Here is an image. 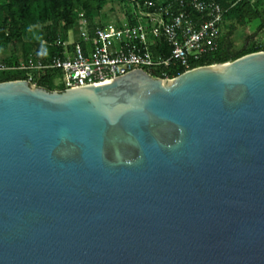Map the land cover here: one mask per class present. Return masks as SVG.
I'll use <instances>...</instances> for the list:
<instances>
[{
    "label": "water",
    "instance_id": "1",
    "mask_svg": "<svg viewBox=\"0 0 264 264\" xmlns=\"http://www.w3.org/2000/svg\"><path fill=\"white\" fill-rule=\"evenodd\" d=\"M0 264H264V52L1 82Z\"/></svg>",
    "mask_w": 264,
    "mask_h": 264
},
{
    "label": "built area",
    "instance_id": "2",
    "mask_svg": "<svg viewBox=\"0 0 264 264\" xmlns=\"http://www.w3.org/2000/svg\"><path fill=\"white\" fill-rule=\"evenodd\" d=\"M225 12L213 0L131 1L128 7L114 3L100 12V21L91 28L83 19L76 41H55L59 56L0 62V83L18 73L36 88L41 76L53 73L52 83L56 78L63 82L61 91L78 90L109 84L135 70L173 80L218 52Z\"/></svg>",
    "mask_w": 264,
    "mask_h": 264
},
{
    "label": "trees",
    "instance_id": "3",
    "mask_svg": "<svg viewBox=\"0 0 264 264\" xmlns=\"http://www.w3.org/2000/svg\"><path fill=\"white\" fill-rule=\"evenodd\" d=\"M141 2L144 1H167V0H0V50L5 51L11 43H20L23 35L27 30L26 16H28V9L32 6L36 11L39 12L41 17L45 18L49 13V19L54 23L55 30L52 32L51 40L49 37H44L41 33H38L37 42L34 45L27 46L24 50V58L29 56L37 60L45 61L53 56H59L61 48L54 45L57 40H65L68 32L75 29L77 25H74L72 21L68 20L74 13L80 8L86 10L87 23L91 28L94 26V20H96L100 14L108 5L117 3L118 5L129 6L130 2ZM219 4L226 12L224 14V25L227 29V33H222L219 39L218 52L211 56H205L199 62L195 63L194 66H210L216 64H224L230 61H234L245 55L264 52L263 45H255L249 48L247 42L254 38L258 33L264 30V20H261L255 31L246 38L242 48L235 53L231 52L232 44L229 38L234 33V24H244V17L250 13L248 8V0L241 2H235V0H213ZM17 20V17H21ZM253 18L259 19L260 15L253 13ZM7 21H9L7 23ZM66 21L63 26L62 22ZM230 23L225 25V23ZM12 23H16L17 28L9 34L4 32L12 26ZM44 42V44H43ZM18 60H4L2 63L12 64ZM55 74H44L41 79L37 82L38 88H43L47 91H52V77ZM24 80L21 74H13L5 76L1 79V82Z\"/></svg>",
    "mask_w": 264,
    "mask_h": 264
},
{
    "label": "rangeland",
    "instance_id": "4",
    "mask_svg": "<svg viewBox=\"0 0 264 264\" xmlns=\"http://www.w3.org/2000/svg\"><path fill=\"white\" fill-rule=\"evenodd\" d=\"M115 8H118L116 6ZM248 8L250 13L246 14L244 17V24L239 25L238 23L234 24V33L229 38L232 48L231 52H238L246 38L250 36L258 26L261 20H264V0H248ZM87 11L84 9H78L74 15H72L66 21H72L74 25H77L72 32L68 33V39L71 41H76L78 37L81 35L83 31L82 20L87 21ZM253 13H257L260 15L259 19L253 18ZM28 16H26L27 21V30L23 35L22 41L20 43H11L5 51L0 50V62L4 60H14L17 59L19 61L24 60V50L27 46L34 45L38 39V33H41L44 37H49L51 40L52 32L55 30L54 23H52L49 19V13L45 18L41 17L38 11H36L32 6L28 9ZM21 17H17V20H20ZM66 21H63L61 26L65 24ZM100 20H94V24H96ZM107 21L106 19H102ZM9 21H7L8 23ZM230 23L226 22L225 25H229ZM17 28L16 23H12V26L8 29H5L4 32L9 34L14 29ZM227 28V27H226ZM223 28V33H227V29ZM249 48L255 45H263L264 44V30L258 33L254 38L247 42ZM63 82L61 78H56V80L52 83V91H61L63 89Z\"/></svg>",
    "mask_w": 264,
    "mask_h": 264
},
{
    "label": "crops",
    "instance_id": "5",
    "mask_svg": "<svg viewBox=\"0 0 264 264\" xmlns=\"http://www.w3.org/2000/svg\"><path fill=\"white\" fill-rule=\"evenodd\" d=\"M73 30H71L70 32H72Z\"/></svg>",
    "mask_w": 264,
    "mask_h": 264
}]
</instances>
